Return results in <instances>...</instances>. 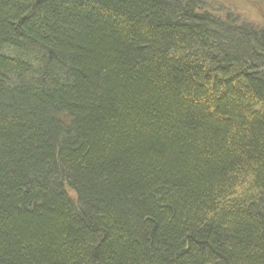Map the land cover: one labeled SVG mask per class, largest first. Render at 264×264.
<instances>
[{"label": "trees", "instance_id": "obj_1", "mask_svg": "<svg viewBox=\"0 0 264 264\" xmlns=\"http://www.w3.org/2000/svg\"><path fill=\"white\" fill-rule=\"evenodd\" d=\"M260 20L0 0V264H264Z\"/></svg>", "mask_w": 264, "mask_h": 264}, {"label": "rangeland", "instance_id": "obj_2", "mask_svg": "<svg viewBox=\"0 0 264 264\" xmlns=\"http://www.w3.org/2000/svg\"><path fill=\"white\" fill-rule=\"evenodd\" d=\"M210 7L224 6L241 19L261 23L260 16L263 11V5L258 0H203Z\"/></svg>", "mask_w": 264, "mask_h": 264}]
</instances>
